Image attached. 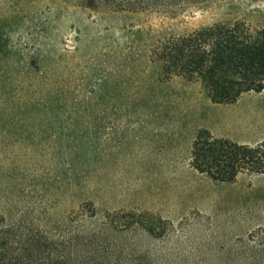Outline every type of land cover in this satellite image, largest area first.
Returning <instances> with one entry per match:
<instances>
[{
  "label": "rangeland",
  "instance_id": "obj_1",
  "mask_svg": "<svg viewBox=\"0 0 264 264\" xmlns=\"http://www.w3.org/2000/svg\"><path fill=\"white\" fill-rule=\"evenodd\" d=\"M236 21L264 29V0H204L166 12L0 0L1 225H73L80 200L74 197L69 206L68 194L59 193L55 206L48 187L62 190L87 157L97 177L89 176V185L88 178L76 183L78 195L93 199L94 212L83 219L88 226L127 221L147 227L153 235L148 239L130 244L126 232L119 240L126 251L148 252L139 262L264 264V174L220 183L189 166L199 130L237 144L264 143L263 95L246 93L233 104L214 106L199 83L160 81V61L149 53L162 37ZM36 73L51 77L49 84L38 86ZM36 87L54 97L56 112L48 116L56 122L52 127L26 112L21 132L8 108L20 106L21 93ZM90 102L96 106L91 117L84 113ZM7 127L12 130L4 134ZM24 136L29 138L19 143ZM41 139L57 141L50 148L38 144ZM86 139L92 140L89 149L81 145ZM57 149L62 160L37 159ZM56 167L62 168L58 182L47 173ZM46 187L50 205L44 214L35 202ZM71 208L74 214H68ZM112 226L107 235L115 236Z\"/></svg>",
  "mask_w": 264,
  "mask_h": 264
},
{
  "label": "trees",
  "instance_id": "obj_2",
  "mask_svg": "<svg viewBox=\"0 0 264 264\" xmlns=\"http://www.w3.org/2000/svg\"><path fill=\"white\" fill-rule=\"evenodd\" d=\"M201 1L204 0H73L94 11L143 9L160 12H166L176 6L182 7L186 3ZM156 42L157 44L149 49V53L160 61V81L177 77L186 82L199 83L206 98L214 106L233 104L241 95L251 92L262 94L264 104L263 28L252 29L241 21L215 23L198 27L182 35H168L160 38V42ZM34 75L38 86L40 84L46 86L51 81V77L42 73ZM20 98L23 99L20 106L8 109L14 112L15 118H18L21 132L24 131V118L28 116L26 112L39 114L40 119H45L41 120L43 123L54 126L56 122L54 117L48 116L56 112L53 102L55 99L49 89L41 91L36 87L22 92ZM67 105L72 107V104ZM95 111L96 106L92 102L84 109V113L90 117ZM11 130V127H7L4 134L10 133ZM72 130L78 131L80 127H74ZM59 136L69 137L68 134ZM33 137L40 139L44 136ZM19 138V143L23 144V140L29 137ZM69 139L70 137L66 143ZM41 141L43 140L37 141L38 144L52 148L50 143H55L57 139L50 140L49 144ZM91 141L86 139L81 145L89 149L92 147ZM49 152V155L37 154V159H47L53 164L55 158L62 160L63 157L58 155L60 153L58 149L55 153L51 150ZM81 158L79 162H84L83 168L79 174L72 172L66 177L67 182L62 190L59 187H48L49 195L55 198V206L59 193L68 194L69 202L66 205L71 206L74 197L80 200L81 211L75 215L79 220L75 219L73 225L61 223L58 225L59 221L51 225L52 220L47 224L37 221L36 224L31 223L29 227H26L21 220L15 223L10 221L4 225H1L3 223L0 220V264H145L139 260L146 258L148 252L136 248L126 251L119 246V240H124L123 234L126 232L130 234L127 236L130 244H135L136 240L148 239L150 238L148 236L153 235L147 227L144 225L132 227L126 224L127 221L113 226L109 223L88 226L90 223H85L83 215L94 212L93 199L92 197L88 199L89 194L88 198L78 195L75 186H78L76 183L79 179L87 178L86 185H89L88 182L91 181L89 176L93 180L97 176L94 161H88L87 157ZM189 166L196 172L205 174L212 181L220 183L232 182L237 175L244 173L253 176L262 175L264 174V143L254 146L237 144L225 138H216L205 130H199L191 142ZM53 170L54 173L47 172L49 179L58 182L62 168L56 167ZM40 178L42 177H38ZM47 190L46 187L43 195H37L36 212L43 211L45 214L47 211V203L50 205L44 197L48 194ZM69 213L74 214L72 208ZM73 216L70 218L71 221ZM110 226L114 228L115 236L107 235ZM62 227L64 230L61 229Z\"/></svg>",
  "mask_w": 264,
  "mask_h": 264
}]
</instances>
